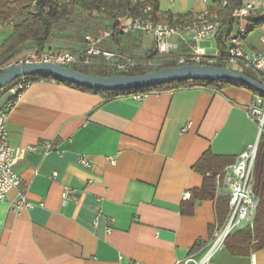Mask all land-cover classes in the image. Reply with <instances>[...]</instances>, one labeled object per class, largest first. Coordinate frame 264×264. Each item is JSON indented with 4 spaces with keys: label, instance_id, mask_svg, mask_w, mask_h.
<instances>
[{
    "label": "crops",
    "instance_id": "0c3cea01",
    "mask_svg": "<svg viewBox=\"0 0 264 264\" xmlns=\"http://www.w3.org/2000/svg\"><path fill=\"white\" fill-rule=\"evenodd\" d=\"M249 1L255 6L248 17L246 50L264 53V0ZM158 2L164 18L207 10L205 0ZM132 21L117 18L103 46L147 58L155 51L154 37L123 33L122 26ZM13 32V22L0 24V45ZM83 43L52 39L45 48L79 53ZM25 47L18 56L37 50L34 42ZM188 51L181 42L179 53ZM254 97L249 88L229 85L221 92L108 99L55 81L30 83L8 121L10 144L27 153L16 165L21 187L0 202V264L201 261L224 225L213 201L196 203L193 214L183 212L192 190L204 182L195 165L206 152L232 158V165L256 143ZM81 153L93 160L91 168L79 165ZM65 189L72 191L66 204ZM19 191L32 205L14 211ZM217 194L227 191L217 185ZM205 264H264V248L242 255L224 248Z\"/></svg>",
    "mask_w": 264,
    "mask_h": 264
},
{
    "label": "built area",
    "instance_id": "2783aa9c",
    "mask_svg": "<svg viewBox=\"0 0 264 264\" xmlns=\"http://www.w3.org/2000/svg\"><path fill=\"white\" fill-rule=\"evenodd\" d=\"M77 0H63L71 3ZM136 1V0H132ZM174 1V0H170ZM207 10L200 14H190L181 17L179 22H155L149 15L150 6L144 9V16L133 18L131 25L122 26L123 33L143 31L152 35L155 42V54L151 58H136L123 55L121 52L103 46V41L111 35V29L102 28L97 35L87 34L79 53L70 51L52 52L46 48L11 59L4 67L25 63L53 62L66 66H105L117 73H130L139 68H158L166 64L183 65H215L227 69L243 71L251 69L264 83V53H247L245 38L250 29L248 17L255 3L243 0V5L236 9L233 16L238 19L237 30L231 35L228 48L222 52L217 46L213 50L200 46L204 41H215L222 26L219 13L210 14ZM223 1L222 5H226ZM185 35H189L190 40ZM177 36L181 39L177 40ZM181 42L189 47V51L179 53ZM3 67V68H4ZM24 77L19 79L0 96V202L6 199L13 189H19L23 182L22 176L16 170V165L27 151L15 147L9 142L8 121L11 111L17 106L23 92L29 86ZM4 95H8L3 100ZM136 97L145 94L135 95ZM251 114L259 128V138L241 153L238 160L226 167L217 175V185L224 187L229 197L230 211L224 226L218 230L210 250L204 258L195 264L207 263L211 256L225 248L226 238L236 229L247 225L253 228L254 219L259 208L260 199L255 192V162L261 135L264 133V97L255 95L251 104ZM112 161L114 159H111ZM77 162L83 167L91 168L93 160L86 154L78 155ZM57 176V172L54 173ZM71 190L65 189L63 201L66 204L71 199ZM187 197V194H185ZM32 203L27 199L25 191H19L11 208L14 211L29 207ZM131 264H141L132 262Z\"/></svg>",
    "mask_w": 264,
    "mask_h": 264
},
{
    "label": "trees",
    "instance_id": "16d2710c",
    "mask_svg": "<svg viewBox=\"0 0 264 264\" xmlns=\"http://www.w3.org/2000/svg\"><path fill=\"white\" fill-rule=\"evenodd\" d=\"M223 1L226 5L223 6ZM243 5V0H210L208 12L219 13L222 26L216 38L217 47L225 52L228 48L231 35L237 30L238 19L233 16L236 9ZM150 6L149 15L153 21L166 20L168 23L179 22L185 15L174 16L167 13L166 18L160 11L158 0H77L71 3H64L63 0H1L0 1V24L14 23V32L0 45V73L8 67H4L11 59L16 58L26 48L25 44L34 42L37 51H42L52 39L68 41H85L87 34L97 35L102 28L117 27L114 22L119 17L130 16L138 18L144 16V9ZM189 13L186 15H190ZM176 19V20H175ZM251 27V26H250ZM155 51L147 58L153 57ZM216 66H220L215 64ZM175 66L166 64L151 70L145 68L136 69L130 73H117L105 66H77L71 67L100 76L112 75H133L143 74L163 67ZM4 67V68H3ZM248 76L259 80L251 69H244ZM28 83L39 80H49L64 83L86 91L99 93L108 99L119 97L135 96L138 94H151L166 91H184L203 89L221 92L229 85H237L251 89L255 95L264 97L259 91L236 81L229 80H186L175 81L150 87L133 90L103 91L92 89L75 83L61 80L48 75H33L24 77ZM14 80L0 90L1 94L17 82ZM233 162L232 158L216 156L206 152L195 165L204 182L200 188L192 190L191 198L187 206L183 205V212L193 214L196 203L204 201L215 202L219 225L223 226L230 211L229 197L217 194V175L226 166ZM255 192L260 199L259 208L254 219L253 228H238L225 240V248L233 254H249L251 251L264 248V133L261 135L258 153L255 162Z\"/></svg>",
    "mask_w": 264,
    "mask_h": 264
},
{
    "label": "water",
    "instance_id": "95a60500",
    "mask_svg": "<svg viewBox=\"0 0 264 264\" xmlns=\"http://www.w3.org/2000/svg\"><path fill=\"white\" fill-rule=\"evenodd\" d=\"M33 75H48L80 86L103 90H133L186 80H229L243 83L264 94V83L243 71L216 65L163 67L143 74L100 76L53 62L13 65L0 73V90L14 80Z\"/></svg>",
    "mask_w": 264,
    "mask_h": 264
},
{
    "label": "rangeland",
    "instance_id": "374dc122",
    "mask_svg": "<svg viewBox=\"0 0 264 264\" xmlns=\"http://www.w3.org/2000/svg\"><path fill=\"white\" fill-rule=\"evenodd\" d=\"M161 21H164V22H166V20H161ZM200 46H202V47H205V48H207V50H213L216 46H217V44H216V42L215 41H204V42H201L200 43ZM148 70H151V69H153L152 67L151 68H147ZM1 96H2V94H1ZM254 173H255V171H254ZM254 178H255V176H254ZM255 180V179H254ZM246 227H249V226H247V225H243L241 228L243 229H246ZM249 228H251V227H249ZM234 232V231H233Z\"/></svg>",
    "mask_w": 264,
    "mask_h": 264
}]
</instances>
